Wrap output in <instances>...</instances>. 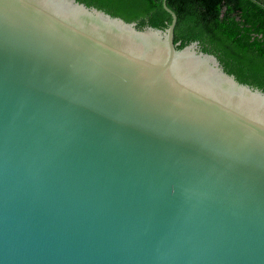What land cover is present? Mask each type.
Listing matches in <instances>:
<instances>
[{
    "label": "water",
    "instance_id": "obj_1",
    "mask_svg": "<svg viewBox=\"0 0 264 264\" xmlns=\"http://www.w3.org/2000/svg\"><path fill=\"white\" fill-rule=\"evenodd\" d=\"M162 7L0 0V264H264V91Z\"/></svg>",
    "mask_w": 264,
    "mask_h": 264
},
{
    "label": "trees",
    "instance_id": "obj_2",
    "mask_svg": "<svg viewBox=\"0 0 264 264\" xmlns=\"http://www.w3.org/2000/svg\"><path fill=\"white\" fill-rule=\"evenodd\" d=\"M134 22L138 30L165 29L171 22L162 0H76ZM176 17L174 43L197 42L224 71L264 91V0H166Z\"/></svg>",
    "mask_w": 264,
    "mask_h": 264
}]
</instances>
